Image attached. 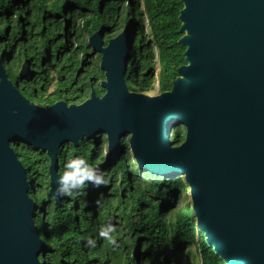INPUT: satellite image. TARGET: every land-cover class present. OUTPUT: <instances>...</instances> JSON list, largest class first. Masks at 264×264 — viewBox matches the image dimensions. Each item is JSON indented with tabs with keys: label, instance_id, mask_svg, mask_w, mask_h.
I'll return each instance as SVG.
<instances>
[{
	"label": "water",
	"instance_id": "95a60500",
	"mask_svg": "<svg viewBox=\"0 0 264 264\" xmlns=\"http://www.w3.org/2000/svg\"><path fill=\"white\" fill-rule=\"evenodd\" d=\"M182 2L179 44L187 64L160 95L128 89L127 29L106 46L101 31L90 36L102 55L106 93L92 89L80 105L31 103L0 56V264H46L37 204L12 144L48 155L49 195L58 204L63 146L99 135L107 138L106 161L119 157L128 137L139 170L185 179L197 226L226 264H264V0ZM177 127L186 129L179 146L172 142Z\"/></svg>",
	"mask_w": 264,
	"mask_h": 264
},
{
	"label": "trees",
	"instance_id": "16d2710c",
	"mask_svg": "<svg viewBox=\"0 0 264 264\" xmlns=\"http://www.w3.org/2000/svg\"><path fill=\"white\" fill-rule=\"evenodd\" d=\"M182 0H0V54L15 62L38 65L39 51L53 55L55 80L38 65L41 82L28 81L23 95L45 107L58 101L80 105L106 90L100 55L89 38L101 31L106 40L127 29L131 35L128 70L131 92L150 96L170 91L178 70L186 65V47L179 44ZM18 52V53H17ZM9 62V61H8ZM9 79L17 84V70L5 63ZM74 69L73 72L71 70ZM76 77V79H75ZM53 78V79H54ZM54 91H48L51 85ZM33 88L38 89V93ZM186 129L177 127L172 142L181 145ZM107 138L66 144L59 156L61 174L70 157L83 156L105 174L107 184L84 189L57 204L50 192V159L28 145L12 144L27 169L29 194L36 202L35 223L45 242L46 264H226L206 243L197 226L190 187L183 177L164 179L139 170L129 138L119 145L120 155L106 161ZM113 224L117 244L99 235L102 225ZM91 241V243L89 242Z\"/></svg>",
	"mask_w": 264,
	"mask_h": 264
},
{
	"label": "clouds",
	"instance_id": "9594fccd",
	"mask_svg": "<svg viewBox=\"0 0 264 264\" xmlns=\"http://www.w3.org/2000/svg\"><path fill=\"white\" fill-rule=\"evenodd\" d=\"M180 79L182 80L184 77ZM56 184L55 198L60 199L61 197H71L74 193L84 189L86 184L100 188L107 184V180L99 167L90 164L83 156H75L67 160ZM115 232V225L109 223L101 226L99 235L106 242L115 246L117 244L113 237ZM89 242L91 243V241Z\"/></svg>",
	"mask_w": 264,
	"mask_h": 264
},
{
	"label": "flooded vegetation",
	"instance_id": "af4514ba",
	"mask_svg": "<svg viewBox=\"0 0 264 264\" xmlns=\"http://www.w3.org/2000/svg\"><path fill=\"white\" fill-rule=\"evenodd\" d=\"M104 40H105V38H104ZM105 46H106V40H105ZM18 53V52H17ZM3 54V57H4V59H5V54H4V52H2L1 54H0V56ZM97 54L98 55H100V61H101V54H99L98 52H97ZM39 61H38V65L41 67V69H44V73H45V71L46 72H49L50 73V76H49V79H50V81H52V80H55L56 81V79L54 78L55 77V69H56V65L55 64H53V61H52V58H53V55H54V57L55 58H59V56H60V53H58V52H52V51H47V50H40L39 51ZM13 58H14V56L12 57V59H10L9 58V62L6 60V61H4V65H5V63H7V65H9L10 66V68L11 69H13V70H17V72H18V74H19V77H20V79H17V84H14L17 88H18V90L22 93V87H23V89H27V82L29 81H31L30 83L32 84V86H34V84L33 83H39V82H41V84H40V86H41V90H45V83H44V79H43V77L42 78H40V77H38V74H39V71H38V65H35L34 63H32L30 60H27V59H25L21 64H20V66L17 68V69H14V67H15V62L13 61L12 62V60H13ZM26 64V67H25V71H24V73H22V70H23V67H24V65ZM7 70V69H6ZM74 71V69H72L71 70V72H73ZM54 78V79H53ZM75 79H76V77H75ZM91 85V92H92V89H94V87H93V84L91 83L90 84ZM34 90H35V92L36 93H38V89L37 88H33ZM48 89V91H54V89H55V85L53 84V85H51L49 88H47ZM22 95H23V93H22ZM24 96V95H23ZM25 97V96H24ZM26 98V97H25ZM27 99V98H26ZM28 100V99H27ZM28 101H30V100H28ZM61 101H63V100H61ZM31 102V101H30ZM58 102H60V101H58ZM63 102H65V101H63ZM31 103H34V102H31ZM57 103V102H56ZM55 103V104H56ZM67 103V102H66ZM35 104V103H34ZM68 104V103H67ZM52 105H54V104H52ZM69 105V104H68ZM47 106H49V105H47ZM46 107V106H45ZM101 136H103V135H99L98 137H97V141L99 140V138L101 137ZM105 136V135H104ZM96 141V142H97ZM106 146H107V143H106Z\"/></svg>",
	"mask_w": 264,
	"mask_h": 264
},
{
	"label": "rangeland",
	"instance_id": "374dc122",
	"mask_svg": "<svg viewBox=\"0 0 264 264\" xmlns=\"http://www.w3.org/2000/svg\"><path fill=\"white\" fill-rule=\"evenodd\" d=\"M155 96V95H154ZM192 264V263H191ZM193 264H195V263H193ZM197 264V263H196Z\"/></svg>",
	"mask_w": 264,
	"mask_h": 264
}]
</instances>
